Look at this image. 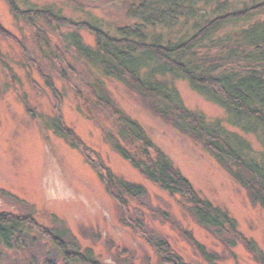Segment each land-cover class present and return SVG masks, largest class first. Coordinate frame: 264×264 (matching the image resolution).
Instances as JSON below:
<instances>
[{
  "label": "rangeland",
  "instance_id": "rangeland-1",
  "mask_svg": "<svg viewBox=\"0 0 264 264\" xmlns=\"http://www.w3.org/2000/svg\"><path fill=\"white\" fill-rule=\"evenodd\" d=\"M16 2L22 10L52 8L74 21L100 20L113 35L133 23L124 0ZM35 22L0 0V213L31 222L26 245L5 250L1 264H79L65 260L50 232L63 233L69 250H90L100 264H165L148 239L165 240L189 264H206L196 243L215 254L218 264H260L243 237L264 252V209L228 169L129 84L104 76L80 56L70 34L93 46L90 29ZM175 86L186 107L210 120H226L224 109L189 81L176 80ZM121 113L142 125L203 198L229 212L241 238L231 232L217 238L179 194L148 179L114 148ZM57 117L79 136L81 149L57 132ZM248 138L259 147L254 136ZM84 151L104 173L140 184L144 194L116 200Z\"/></svg>",
  "mask_w": 264,
  "mask_h": 264
},
{
  "label": "trees",
  "instance_id": "trees-1",
  "mask_svg": "<svg viewBox=\"0 0 264 264\" xmlns=\"http://www.w3.org/2000/svg\"><path fill=\"white\" fill-rule=\"evenodd\" d=\"M9 3L16 15L33 25L42 20L54 29L62 25L90 29L95 35L93 46L84 43L78 33L70 34L69 42L80 56L104 76L129 84L156 113L201 141L264 209V0H124L133 23L117 27L114 35L100 20L74 21L52 8L22 10L16 0ZM179 79L189 81L196 91L222 107L226 120H210L186 107L175 86ZM55 120L57 132L81 149L75 131L60 117ZM119 122L112 142L124 158L170 194H179L191 215L217 238L228 232L241 238L229 212L203 198L140 123L124 113ZM249 135L256 138L258 148ZM86 156L116 200L121 201L124 194H144L140 184L110 170L104 173ZM29 220L0 213L1 262L5 250L21 249L30 239ZM50 233L67 262L100 264L90 250H69L63 233ZM148 241L159 250L165 264H189L165 240ZM243 241L264 264V252L252 240L243 237ZM196 247L206 264H218L215 254L199 243ZM48 264L55 263L50 260Z\"/></svg>",
  "mask_w": 264,
  "mask_h": 264
}]
</instances>
